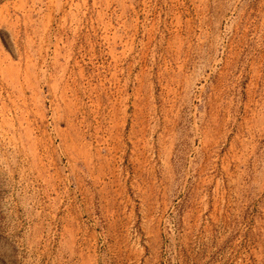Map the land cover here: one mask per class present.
Masks as SVG:
<instances>
[{
  "label": "rangeland",
  "instance_id": "rangeland-1",
  "mask_svg": "<svg viewBox=\"0 0 264 264\" xmlns=\"http://www.w3.org/2000/svg\"><path fill=\"white\" fill-rule=\"evenodd\" d=\"M0 264H264V0H0Z\"/></svg>",
  "mask_w": 264,
  "mask_h": 264
}]
</instances>
